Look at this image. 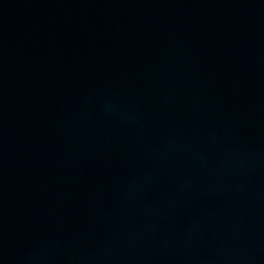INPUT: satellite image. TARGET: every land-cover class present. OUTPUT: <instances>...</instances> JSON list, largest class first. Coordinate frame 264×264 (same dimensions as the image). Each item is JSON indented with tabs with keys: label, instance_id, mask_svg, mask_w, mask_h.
Wrapping results in <instances>:
<instances>
[{
	"label": "water",
	"instance_id": "obj_1",
	"mask_svg": "<svg viewBox=\"0 0 264 264\" xmlns=\"http://www.w3.org/2000/svg\"><path fill=\"white\" fill-rule=\"evenodd\" d=\"M0 264H264V0H0Z\"/></svg>",
	"mask_w": 264,
	"mask_h": 264
}]
</instances>
